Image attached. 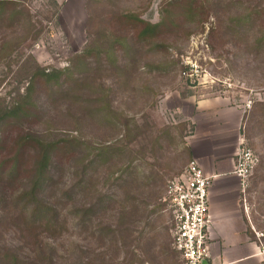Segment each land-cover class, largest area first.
<instances>
[{
	"label": "rangeland",
	"instance_id": "rangeland-1",
	"mask_svg": "<svg viewBox=\"0 0 264 264\" xmlns=\"http://www.w3.org/2000/svg\"><path fill=\"white\" fill-rule=\"evenodd\" d=\"M8 1L0 109L19 102L41 70L72 77L61 93L35 85L41 114L2 153L8 160L24 133L64 148L38 195L34 227L27 201H13L34 182L33 159L5 188L13 200L0 206L1 250L26 264H182L166 192L193 160L185 99L211 94L244 112L243 144L256 165L243 213L264 245V0H198L194 12L179 0ZM124 13L175 24L140 43L120 24ZM187 64L198 76L183 74Z\"/></svg>",
	"mask_w": 264,
	"mask_h": 264
},
{
	"label": "crops",
	"instance_id": "crops-1",
	"mask_svg": "<svg viewBox=\"0 0 264 264\" xmlns=\"http://www.w3.org/2000/svg\"><path fill=\"white\" fill-rule=\"evenodd\" d=\"M187 117L192 125L188 146L192 159L212 178L208 190L207 264H254L261 262L259 246L253 241L251 223L244 216V194L233 174L236 155L243 144V111L225 97L195 95Z\"/></svg>",
	"mask_w": 264,
	"mask_h": 264
},
{
	"label": "trees",
	"instance_id": "trees-1",
	"mask_svg": "<svg viewBox=\"0 0 264 264\" xmlns=\"http://www.w3.org/2000/svg\"><path fill=\"white\" fill-rule=\"evenodd\" d=\"M183 5L184 10L194 12L193 8L197 5L198 0H179ZM10 1L0 0V18L10 8ZM169 19L162 20L159 24H150L141 20L137 15L132 13H124L119 15V22L125 28H130L134 32V38L140 43H150L160 37L162 29L168 28L174 25V22H169ZM123 40L125 38H122ZM89 53V49H86L81 57L85 58ZM80 57V58H81ZM72 75L64 76V71H44L41 70L31 81L30 86L27 88L26 94L21 97L20 101L11 107H4L0 109V206L6 205L9 201L8 194H6L5 188L8 184L15 182L24 171H29L24 166V158L33 159V168L31 173L33 174L34 182L29 192H23L18 194L17 199H12L15 203L21 200H26V206L29 218V226L32 228L41 220L42 206L38 195L42 191L43 187L50 180V168L53 160L57 158L59 154H64V148L59 147L58 143L45 142L39 136L30 133L19 134L15 137V141L12 145L11 156L8 160H2L1 156L4 151L9 148L11 142V136L18 132L23 125L27 123H33L41 114V108L37 107L32 93L35 89V85L42 88L50 89L56 88V93L65 92L67 81H70ZM81 82V78H77L73 83ZM65 87V88H64ZM0 264H26L20 260L15 254L1 250L0 248Z\"/></svg>",
	"mask_w": 264,
	"mask_h": 264
},
{
	"label": "built area",
	"instance_id": "built-area-1",
	"mask_svg": "<svg viewBox=\"0 0 264 264\" xmlns=\"http://www.w3.org/2000/svg\"><path fill=\"white\" fill-rule=\"evenodd\" d=\"M187 65L188 70L183 74L189 77L198 76L197 67ZM248 107L249 105L245 106ZM255 165V156L242 144L233 170L242 192L248 186V179ZM211 180L197 162L192 160L184 172L168 185L166 196L173 223L172 248L180 256L182 264H207L210 258L208 190ZM258 244L264 262V245L259 240Z\"/></svg>",
	"mask_w": 264,
	"mask_h": 264
}]
</instances>
